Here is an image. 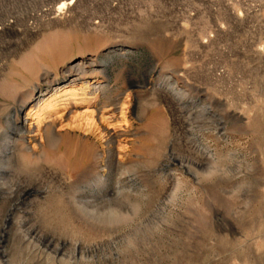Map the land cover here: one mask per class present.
<instances>
[{
  "label": "rangeland",
  "instance_id": "rangeland-1",
  "mask_svg": "<svg viewBox=\"0 0 264 264\" xmlns=\"http://www.w3.org/2000/svg\"><path fill=\"white\" fill-rule=\"evenodd\" d=\"M0 264H264V0H0Z\"/></svg>",
  "mask_w": 264,
  "mask_h": 264
},
{
  "label": "bare ground",
  "instance_id": "bare-ground-1",
  "mask_svg": "<svg viewBox=\"0 0 264 264\" xmlns=\"http://www.w3.org/2000/svg\"><path fill=\"white\" fill-rule=\"evenodd\" d=\"M64 5V4H63ZM69 94H71V93H69ZM64 110H67L66 109V107L64 106V108H63ZM64 112V111H63ZM66 112H64V113H62L61 115H59L58 117H56V118H54V119H51V120H49V122L51 123L50 124V127L51 128H53V129H56L57 128V126L59 127V126H63V122L65 121L64 120V114H65ZM49 114H51V113H49ZM46 116L47 115H43V113L42 112H35V111H33V108L31 109H29L28 111H26L25 113H24V117H25V119H26V121H29V124H30V126H33V127H36V129H37V131L39 132L41 129V126H42V124H44L45 123V120H46ZM52 115H48V117L47 118H50ZM23 117V118H24ZM48 122V121H47ZM30 128V127H29ZM61 128V127H60ZM76 128H78V129H84V130H89V131H91V130H93L92 128H91V126H90V128L88 127V123L86 124V123H78V124H76ZM35 129V128H34ZM33 130V129H32ZM59 130H61V129H59ZM63 130V129H62ZM36 131V132H37ZM33 132V131H32ZM35 132V131H34ZM95 132V131H94ZM98 132V131H97ZM35 134V133H34ZM96 134V133H95ZM102 134V133H101ZM32 138H33V136H32ZM101 138V137H100ZM103 139V138H102ZM34 140V139H33ZM36 141H38V140H36Z\"/></svg>",
  "mask_w": 264,
  "mask_h": 264
}]
</instances>
